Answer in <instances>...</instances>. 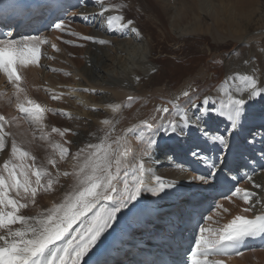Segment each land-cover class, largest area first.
<instances>
[{
	"label": "bare ground",
	"instance_id": "1",
	"mask_svg": "<svg viewBox=\"0 0 264 264\" xmlns=\"http://www.w3.org/2000/svg\"><path fill=\"white\" fill-rule=\"evenodd\" d=\"M124 1H126V0H124ZM190 1L191 0H183L184 3H182V6L180 8L178 4H177L178 6L172 4V3H175L174 0H160L161 3L160 2L159 3L161 5L160 6H159V4L157 5V2H156L155 6H154V7L158 8L160 10V12L157 11L156 8H154L155 9L154 12L157 11L158 13H160V14L163 13L164 15L170 14L171 15L170 17L173 19V21L171 19V21H172L171 29L176 34H181V33H184L185 31H187L188 26L184 27L183 22L185 20L192 19L194 17V19H195L194 23L199 28V29H197V28L195 29L193 27L195 29L194 31H199L200 33H202V35H204L205 39H206L207 33L211 34V36L213 38L221 37V34H220L221 33L220 32L221 25L219 24L218 16L221 15V13L223 11H221L220 9H217L216 4H214V3L206 4V2L208 0H205V5H206L205 7H207V9H205V8L204 9L208 10V13L202 11V9H203L202 5L204 4V2H203V4H199V2H196V4L198 5V8H199V14L198 15L196 14L197 16H195V14H191L189 12V11H191V9L189 10ZM136 4H138V3H136ZM172 6H175V7H172ZM146 7L149 8L150 6H146ZM169 8H172V9H169ZM143 9L144 8H142V10ZM228 11H226V12H228ZM244 11H247V10H244ZM132 12H134V11H132ZM188 12H189V14H187ZM158 13L157 14L153 13L152 16L157 19ZM78 14L82 17H83V15H86L85 17L82 18L85 25H87V21L89 20L88 16H90V15H94V14H96L98 16L102 15L104 18V21L101 20L99 25H97V23H96L95 27H91V28L87 29V30H89L88 33L91 35V37L95 38V42L92 40H89L90 43L88 42V44H86V45H88V47H87L85 53H83L84 51L81 50L82 58H81V55H78V54L76 57H74V56L71 57L72 56L71 55L69 59L67 58L68 63L74 65L75 71L77 70V72L79 73L78 75H82L83 78H85V80L88 81V83H89L88 85L91 87V88H89V91H88V98L92 103L100 105V103L110 101L111 97H112V95L94 93L95 88H97V89L100 88L103 90L111 88L115 92H119L121 90L123 93H125L126 89H128V90L133 89L130 86L131 84H135L136 87H138V88L135 87L137 89L136 91L146 92L149 90V91H151V92H149L151 94H156L157 92H159V94L157 93V95H162L163 97L169 98L170 97L169 92H172L176 95H179V97L184 96L183 93H184L185 89H183V88H185L188 84H189V86H192L193 84H195L197 82V81L193 82V78L189 77V78H185L182 85L178 84L180 81H175V84H173L175 86L172 85L173 87L169 88V89L167 88L168 84L165 83L166 85L165 84L161 85L162 71L158 72L159 75H157V76L150 74V71L152 70V68L154 66H156L152 63V59H151L152 58L151 55L153 53V46H151V43H149V41L145 39V36L143 34V30L140 29V26L137 22L135 23V25H133V24L127 23L124 19H121L119 22L113 21L112 23H109L110 11L105 9V8H103V10H102V8L98 4L97 0H94L92 3H89V1L84 2L82 4L81 9L79 11L75 12V15H78ZM151 14L152 13H150V15ZM137 15H139V14H137ZM191 15H194V16L191 17ZM167 16H169V15H167ZM231 16H232V14H231ZM233 17H235V16H233ZM245 17H246L245 19L240 20V22L242 23L241 26L240 27L238 26V28L235 30L239 36V37L235 36V40L239 41L240 39H242L241 41H243V42H240V45L238 47H236L234 50L229 51V52H225V53H228L227 56L222 55L219 57V54H217L218 57H216V55H215V57L217 59H219V61L221 60V57H223V60H221V64L224 63V65L223 64L221 65V69L218 70V73H216V74H219L222 71L225 72V74H223V75H225V78L227 79L225 82V86L228 88V91L226 92L223 101L218 103V98H213V99L210 98L211 99L210 104L207 105L208 107H216L219 109L222 104H226L228 102V99L230 96L232 98L239 97V96H235V93H238L235 91H239V92L245 94L248 98L249 93L252 91V89H251L249 82L241 79V77H251L252 79H254L256 81V89L258 91H260L262 93V95L256 97L255 99H249L248 103L242 109V115L244 113L251 114V113L255 112L256 110L264 109V105L261 106V104H264V48L262 46V45H264V29H263V26H258V27L255 26V29H254V25H253V22L255 24H261V25L264 23V12H259V13H256L255 15H247ZM229 18H231V17H229ZM153 21H154V19H153ZM153 21H151V22H153ZM245 21H248V22H246V24L243 25V22H245ZM240 22L238 21V23H240ZM160 23L163 26L162 21H160ZM199 25H201V26H199ZM117 29H125V31L130 36H128V35H126L124 37L120 36V32ZM114 30H116V31H114ZM203 32H206V33H203ZM234 34H235V32H234ZM60 37L61 36L59 35L58 38H60ZM185 37H186V35H185ZM225 38L221 37L220 39L222 40V42H224ZM60 40H62V39H60ZM85 40H88V39H85ZM101 40L105 41V43H100L99 41H101ZM178 41H181V39ZM182 41H184V40H182ZM55 44H56V39L51 40V44L49 45L51 50L55 49V47H53ZM231 44H234L233 46L236 45L235 43L232 42V40H230V41H228L227 44L226 43H220L219 45L216 44L215 47L217 46L220 48V47H225L226 45L231 46ZM257 46L263 48V51L258 52ZM65 47H66V45H65ZM65 47H61V51L63 50V52H64V50L66 49ZM186 49L187 48L184 46L181 47L180 48L181 54L184 53V56H182L180 53L179 54L177 53L176 57L184 58L183 60L181 59L182 61H184L185 59H189L190 54L196 53L195 48H191V47L189 48V51L191 52L190 54H188V51ZM70 50H71V48H70ZM201 50H203V49H201ZM72 51H73V49H72ZM64 53H66L65 56L68 54L67 51H65ZM215 57H213V58H215ZM173 59H175V57ZM46 60H47V58H46ZM167 63L172 64V61H171V63H169V62H167ZM47 64H51V66H53V67H51V69H55L56 65H58V63L55 62V66H54L52 61H49L45 65L47 66ZM40 69H41V64L37 63L35 66L34 72H32L30 74V78L32 80L37 81L38 78L40 80V78H41L40 76H42V74H43ZM210 71L212 72V74L215 73L214 72L215 70H209L208 69V71H207L205 68L199 69V75H200V73L206 74V73H209ZM184 72H185V70H184ZM204 75H203V77L201 76L203 80L205 79V76H206V75L205 76ZM219 76H220V74H219ZM45 77L48 78L47 75H44V78ZM152 77L155 81V87H154V83L151 82ZM157 77H158V79H157ZM225 78H217V82H219V80H222V79L225 80ZM166 80L167 79H165V78L163 79V81H166ZM171 80H172V78L169 77V81H171ZM210 80L211 81L208 84H210V83L212 84L213 79H210ZM126 82H128L127 85L125 87H123L122 84L126 83ZM167 82H168V80H167ZM171 82H173V81H171ZM236 82L240 83V87H238V89H236V85H237ZM79 84H84V85L86 84L87 85V83H85L81 79L79 80ZM177 84H178V86H176ZM205 84H206V82H205ZM116 85H119V86H116ZM16 87H18V85H16ZM222 88H224V87H222ZM222 88L219 85H216L213 88H210V92H211V94L214 92H217V94L221 93L223 95L224 92L222 91L223 90ZM203 93L205 96L206 92L203 91ZM17 94L20 96H24V93L20 90L17 92ZM207 96H210V95H207ZM152 99L155 102V104L152 105V110L157 111V109H159V108L168 107L169 110L171 111L172 107H171L170 103H167V101L166 102L160 101L157 98H152ZM158 102H160V103H158ZM146 105L149 107V105H151V104L148 103ZM62 106L64 107L65 105L62 103ZM207 106H205V108ZM191 109L195 110L196 108H192L190 106L188 111L182 110L181 108H177L175 111V116H174L175 124L176 125L181 124L182 126H184V119H185V117H187L188 118V126L186 127V130L192 129V130L198 131L197 129L201 125V123L198 120L192 118L193 115H197V114L192 112ZM156 113H159V115H160L159 120L161 121V123H163L165 125V127L168 126L169 122H173L172 119L168 116L169 113L168 114H163L160 112H156ZM94 114H97V113H94ZM215 115L217 116V114H211V116L207 117L206 119L209 120L210 123H212L213 122L212 117ZM200 116H202V115H200ZM146 118L147 117H144V119L141 118V120L138 119V120H136V122L142 123V126H143L144 122H150L152 119L151 117H149V119H146ZM225 120H226V118L221 119V121H225ZM60 121H62V120H60ZM66 122H67V120H66ZM26 124H27L26 121L21 123V125H23L24 127L26 126ZM231 124L233 127L234 122H232ZM85 125L86 124L80 123L79 121H73L69 125L76 132L75 138H74L75 141L76 142L82 141V143L78 144L79 146L75 147L74 150H71V142L73 141V139H72L73 137L71 135L61 136L63 143L71 150L72 154L78 153L79 149L81 151V148H79V147L87 146V141L85 140V138L88 134V131L93 129V128H90V129L84 128ZM137 126H136V128H137ZM60 127H61V125H60ZM37 128H39V127H37ZM25 129L26 130L29 129L28 125L25 127ZM57 129H59V128H57ZM31 130H32V128H31ZM39 130H41V129H39ZM55 133H56V130H55ZM252 135L255 136V132H253ZM67 136L69 138H67ZM32 140H35V139L33 138ZM43 142H45V141H43ZM142 161L149 168L154 167V164L151 163L147 158L142 160ZM25 172L28 175L33 176L32 172L30 170L25 169ZM169 176H171V175L169 174ZM259 182L262 183L264 186V175L259 177ZM11 191H12L13 195L14 194L16 195V197L19 194L18 192L14 191V190H11ZM122 193H123V191L118 193L117 197L119 199L121 198ZM158 193H159V195L161 194L160 191H158ZM24 195H27V193H25ZM50 213H54V212L48 210L45 212L38 213V215L34 217L33 223L31 225L27 226L26 229H28L30 227H35V225H37V224L39 225V221L46 219L49 215H51ZM11 226L13 228V229L11 228L12 230H14V231L17 230L15 225L11 224ZM18 230H21L20 226L18 227ZM6 231H7V229H0V235H4ZM29 235H30V233H29ZM72 236H74V232H73ZM2 244H3V242L0 241V245H2ZM255 255H257L258 257H264V251L257 252V253H255ZM249 258H250V256L243 255V257L241 259H239L238 261L241 264H247V260H249Z\"/></svg>",
	"mask_w": 264,
	"mask_h": 264
},
{
	"label": "snow or ice",
	"instance_id": "2",
	"mask_svg": "<svg viewBox=\"0 0 264 264\" xmlns=\"http://www.w3.org/2000/svg\"><path fill=\"white\" fill-rule=\"evenodd\" d=\"M120 16H114L109 18V23L113 21L119 22ZM131 23V22H129ZM56 28H61V24L57 23ZM25 39H32L27 37ZM84 39L92 40L95 42L94 37H84ZM100 43H105L101 40ZM38 49L29 47L17 46L15 40L0 41V69L7 74L9 80L19 81L20 76L17 74V65L28 63L30 58H35ZM241 79L249 82L252 91L249 93L248 98H232L228 99L226 104H222L220 108L205 106L210 104V98L206 97L202 105H196L189 99L188 103L192 108H196L198 113L207 111L211 114H219L226 116L230 121L235 122L236 118L242 115L243 107L248 103L249 99H255L261 96L262 93L256 89V81L251 77H241ZM185 97H189L188 92H184ZM25 114H31L35 119L39 120L41 113L44 111L39 104L33 105V107H21L20 109ZM168 107L157 109V112L168 114ZM197 119H202L201 116H197ZM155 119V117L153 118ZM3 120V117H0ZM184 126H188V118L184 119ZM144 127L152 131L151 143L155 145V133L163 130L166 134L176 131L177 125L175 122H169L165 127L163 123L158 128H154L152 123L144 122ZM182 130V129H181ZM220 142L224 144V138H220ZM226 146V145H225ZM15 151V148L13 149ZM26 155V153H22ZM98 159L95 161L93 171L99 172L100 175H92L87 178L90 186L81 191L78 196L75 197V202L72 200L66 202L61 209L56 210L53 215H49L46 219L39 221V227H30L25 230H12L9 225L21 222L27 223V219L24 216H17L14 213H7L0 215V229H7L4 235H0V241L3 242L0 245V264H81L85 261V257L96 247L101 237L104 236L109 230L113 228L118 221V216L123 210L128 209L135 201H137L142 194V191H152L154 193L158 191H164L165 188H174V184L160 183L158 189H152L143 187L142 180H136L134 186H129L127 179L124 180V188L121 198L112 203L111 207L103 211V214H95L92 218V222L87 225L82 231H76L73 225L77 221L81 220V217L85 213L90 212L98 201L101 199L105 201H112L113 196L110 193L117 191L114 181H116L120 175L121 159L116 158L115 163L117 165L115 174L112 172V161L109 159L107 152L101 151L97 154ZM215 167V165H213ZM143 170V164L140 166ZM12 175V182L7 185L8 189L15 187L19 189L23 187L25 192L29 191L27 180L21 184L15 176ZM159 181L160 177H156ZM39 183V180H37ZM5 181L0 178V188H4ZM100 189V191H98ZM32 194L35 196V189H32ZM254 194L246 193L243 197L246 201ZM8 196V191H0V204L11 205L13 208L17 207V202L13 199H5ZM21 204L19 207H24ZM248 211V209H245ZM71 232H75L74 236ZM30 233V235H29ZM257 233L264 234V216H257L255 219H247L241 216H237L224 232L222 239L226 240H241L247 236H254ZM66 240V243L62 246H57V242ZM221 240H217L213 243L212 249L220 251L217 245L221 244ZM205 257L203 260L195 259L197 253H191V260L189 264H209L206 257L211 254L209 249L199 253ZM218 264V262H216Z\"/></svg>",
	"mask_w": 264,
	"mask_h": 264
},
{
	"label": "rangeland",
	"instance_id": "3",
	"mask_svg": "<svg viewBox=\"0 0 264 264\" xmlns=\"http://www.w3.org/2000/svg\"><path fill=\"white\" fill-rule=\"evenodd\" d=\"M130 1H131V5H130L131 6V10L134 11L132 13L130 11V16L131 15L132 16L135 15V17L137 16L139 18L138 19L136 17V22L139 24L140 29L143 30V34L145 36V39L148 40L149 43H151V46H153V53H152L153 56L151 55V57H152L151 59H152V63L154 65H156V66L153 65L154 67L150 71V74H153L154 76L155 75L157 76V75H159L158 72L162 71V74H161V85H163L165 83L168 84L167 85V88L168 89L169 88H172L173 86H175V85H173V84H175V81H180L181 83L179 82L178 84L179 85H182V83L185 80V78H189V77L193 78V82L198 81V82L204 83V84L206 82V84L208 86L212 87V84L211 83L208 84L211 81L210 79H213V81H214V80H216V78H220V77L223 76V74H225L224 71H222L221 73H219L220 76H219V74H216V73H218V70L221 69V65L222 64L224 65V63L221 64V60H223V57H221V60L219 61V59L216 58V57H218L217 54H219V57L222 56V55L223 56H227L228 53H225V52H229V51L234 50L236 47H238L240 45V42H243V41H241L242 39H240L239 41H236L235 40V36L236 37H239L235 30L238 28V26L239 27L241 26L242 23L240 22V20L245 19L246 18L245 16H247V15H255L256 13L264 12V0H225V1L224 0L223 1L222 0H208L206 2V4H212V3H214V4H216L217 9H220L221 11H223L221 13V15L218 16V18H219V24L221 25V29L219 28L220 29V32H221L220 33L221 34V37L222 38H225L226 37L224 39V42H222V40L220 39L221 37L213 38L211 36V34H208L207 33L206 34V39H205L204 38V35H202V33H200L199 31H194L196 28L199 29L196 26V24L194 23L195 22L194 17L192 19H188V20H185L183 22L184 27L185 26H188V30L187 31H185L184 33H181V34H176L171 29V23L173 21V19L170 17L171 15L170 14H167V15H169V16H167V15H164L163 13L160 14V13L157 12V11L160 12V10L158 8L154 7L155 4H156V2H157V5L158 4H159V6L161 5L160 4L161 3L160 0H158V1L157 0H153V1L152 0H130ZM174 1H175V3H172V4H174V5H177L178 4L180 8L182 6V3H184L183 0H174ZM192 1L193 0L190 1V7H189V10L191 9V11H189L191 14H195V16H197L199 14V8H198V5L196 4V2H199V4H203V2H204V4H203L204 6L202 5V7H203L202 11L208 13V10H205V9H207V7H205L206 6L205 5V0L204 1L203 0H201V1L200 0H198V1L197 0H194L193 2ZM136 3H138V4H136ZM146 6H150L149 7L150 9L148 7H146ZM172 7H175V6H172ZM142 8H144V9L142 10ZM154 8H156V10H157L156 12H154L155 11ZM169 9H172V8H169ZM244 10H247V11H244ZM226 11H228V12H226ZM189 12L187 14H189ZM150 13H152V14L150 15ZM153 13H156V14L158 13L157 17L159 19L158 18L156 19L155 17H153L152 16ZM137 14H139L140 16L137 15ZM231 14H232V16H231ZM192 16H194V15H191V17ZM233 16H235V17H233ZM229 17H231V18H229ZM153 19H154V21H153ZM171 19H172V21H171ZM81 21H83L82 18H81ZM151 21H153V22H151ZM160 21H162L163 26L161 25ZM238 21L240 23H238ZM246 22H248V21L243 22V25L246 24ZM59 24H61V26H63V25L68 24V22L67 21L60 22ZM84 25H85V23H84ZM253 25H254V29H255V26L256 27L263 26V29H264V23L261 25V24H255L253 22ZM199 26H201V25H199ZM71 27L73 29L76 28V27H78V23L77 22L76 23H73L71 25ZM65 30L70 32V29H65ZM52 31L54 33L48 34V38H49L48 49H49L50 52L52 51L51 48L49 47V45L51 44V40L56 39V44L53 46V47H55L56 50L55 49H53V50L54 51H57L58 53H55L56 57H53L52 56V59L50 60V61L53 62V65L55 66V62H57V63H59V62L60 63L66 62L65 60L62 59L64 57L63 55H65L66 53H64L63 50L61 51V47H65L66 44L62 41L63 39H65V37L62 36L61 32H58L57 31V28L56 27ZM88 31L89 30H87V27H84L82 29H79V32H83V34L85 36L91 37V35L88 33ZM234 32H235V34H234ZM203 33H206V32H203ZM58 34L61 36L60 38H58V36H59ZM185 35H186V37H185ZM60 39H62V40H60ZM180 39H181V41H178ZM182 40H184V41H182ZM230 40H232V42L235 43L236 45L233 46L234 44H231V46L230 45H226L225 47H220V48L217 47V46L215 47L216 44L217 45H219L220 43H226L227 44L228 41H230ZM88 42H89V40H86L85 43L88 44ZM183 46L187 48L186 50L188 51V54L191 53L189 51V48L190 47L191 48H195V52H196L194 54H190L189 59H185L184 61H182L184 58L176 57L177 56V53L178 54L179 53L181 54L180 48L183 47ZM262 46L264 48V45H262ZM87 47H88V45H85L83 47L84 48V49H82V51H84L83 53H85ZM70 48H71V51H72L73 46L70 47ZM263 48L257 46V51L258 52H262L263 51ZM201 49H203V50H201ZM73 54H74V56L77 55V54L78 55H81V49L73 50ZM181 55L184 56V53H182ZM215 55H216V57H215ZM68 56L70 57L71 55H68ZM71 57H73V56H71ZM174 57H175V59H173ZM213 57H215L216 59L213 58ZM81 58H82V55H81ZM44 60H46V58H44V59L43 58H40L39 59V61H44ZM171 61H172V64H168L167 63V62L171 63ZM175 62L176 63L178 62V63L176 64ZM44 66H45V64H42L41 63V69L40 70H41L42 73H45V67ZM64 66H66V65H64ZM67 67H69V66H67ZM71 67H72L73 70H75L74 65L71 64ZM204 68L207 71H208V69L209 70H215L214 71L215 73L212 74V72L210 71L209 73H206V74L204 73L206 76L204 74H201V73L199 75V69H204ZM184 70H185V72H184ZM54 71H55V69H51L49 73L52 74V72H54ZM78 74L79 73L77 72V70L75 71V75H74L73 72H70V74H69V80H71L74 85L71 84L72 82H70L69 80H67V83L63 87L64 93L61 95V97H62V100L64 101V103L66 104L64 106L67 109V113L66 114H70L72 116L75 113V111L79 112L80 114L83 112V115H85L87 117L84 118V119L75 118L74 117V121H79L80 123L86 124L84 128L90 129V128H93L94 121L100 115L99 114H94V113H96V110H91L90 112H87L84 109L87 108L86 106L89 105V104L90 105H93V106H98V104H94V103H92L89 100V98H88L89 87H87V86H89L88 85L89 83H88L87 80H85V78L83 79V76L82 75H78ZM45 75H47V74H45ZM203 75L205 76V79L204 80L202 79ZM47 76H48V78L47 77H45V78L43 77V78L49 80V77H51V76L50 75H47ZM169 77L172 78L171 81H173V82L169 81ZM164 78L167 79L168 82H167V80L166 81H163ZM80 79L83 80L85 83H87V85L86 84L85 85L84 84H79V80ZM157 79H158V77H157ZM51 80L52 81H55L56 80L57 83L63 81V80H57V78H55V77L51 78ZM151 82L154 83V87H155V81H154L153 77L151 79ZM178 84L176 86H178ZM195 84H193L192 86H189V89L192 90V88L194 86L195 87L197 86L198 89L200 88L197 85V82ZM16 85L17 84H15V86ZM60 85L61 84H59V86ZM75 85H78L79 87H82L83 89L82 88H79V87H76ZM134 85L135 84H131L130 85L131 88H133L131 90H135L136 91L137 90L136 88H138V87H136V85H135V87H136L135 88ZM59 86L54 87L55 96H58L59 93H60V90L61 89L59 88ZM116 86H119V85H116ZM3 90H4V87L1 89V91H3ZM105 91H109V92H107V95H112L111 99L114 97V98H117L116 100H119L120 98H123L124 99L125 96H127V94L126 93H123L121 90L119 92H115L111 88H108ZM56 92H59L58 95H56ZM68 92H69L70 95L67 94ZM110 92H111V94H110ZM126 92L128 93V89H126ZM149 92H151V91L148 90V91L142 92V93L145 94V93H149ZM184 92H187V91L184 90ZM204 92H206V91H204ZM157 93L159 94V92H157ZM147 95H150V94H147ZM221 98H223V97L221 96ZM62 100H61V98L58 97V100L57 101L59 102L60 105H62V103H63ZM149 104H151V105H149V107L146 104L144 105L145 107L144 106L141 107L143 109V112L148 115L147 118L153 116L155 114V112H157L156 110H152V105H154L155 102L154 101H152V102L150 101ZM67 105H71L73 107V109H69L67 107ZM137 106H138V104H136V108L134 109V111H132V113L130 114V117L128 119H126L124 117H121V116H120L121 118L120 117L117 118V122H118L117 123V126L120 128V130H121V127H123L124 125H127L128 127H130L131 125L135 124V121L131 118L132 116H135V115L141 116L142 111H139V113H138L137 112ZM186 106H188V105L186 104ZM79 109H81V110H79ZM144 113H143V115H144ZM56 118L57 117H54L53 120H50L49 119L50 121L47 120V123L48 122L55 121ZM21 119H24V118L21 117L19 119L20 123H23L25 120H21ZM93 119H94V121H93ZM60 120H62V121H60ZM60 120H57L58 122H53L54 123V126L52 127V130L54 131L53 135H56V134L60 133V131H59L60 128H61L60 125H65L66 124L67 126H69L70 123H71L66 118H63V119H60ZM66 120H67V122H66ZM96 124H97V122H95V125ZM26 126H27V124H26ZM47 128L45 129V131H50V128H48V129ZM57 128H59V129H57ZM55 130H56V133H55ZM53 135L52 134H48V136L46 138H44L45 137L44 136L42 138V140L44 139V141H45V142H43V144L47 145V139L49 137H52ZM71 136L73 137L72 138L73 141L71 142V150H74V148H75L74 147V143L80 144V143H82V141L81 142L80 141H78V142L75 141V139H74L75 138V133H74V135H71ZM67 138H69V137L67 136ZM34 151H36V149ZM24 194L25 193H22L23 196H24ZM27 195H29V194L27 193ZM13 196H16V195L15 194L13 195L12 193H10V195H9L10 199H13V200L16 201V198L13 197ZM43 201L48 202L49 205H52L51 202H50L51 199L49 197H44L43 198ZM8 209H10L9 211L11 213H13V209H12V206L11 205H8ZM38 213H41V212H38ZM38 213L31 214V215L24 214V217L28 218L27 219V223H21V224L13 223V225L16 226L17 230H18V227L19 226H20L21 230H24V229L27 228V226H29V225H31L33 223L34 217L37 216ZM1 214L4 215V213H1ZM50 214L53 215L54 213H50ZM9 227L12 228L11 225H9ZM35 227H39V225L37 224V225H35ZM73 228L76 229V231H79V228L78 227L73 226ZM72 234H73V232H71V235L68 238H70L72 236ZM74 235H75V232H74ZM253 253H254V257H256V259L258 260L257 264H264V257H258L257 255H255V252H253ZM246 256H250V254H246ZM250 260H251V257L249 258V260H247V262L250 261Z\"/></svg>",
	"mask_w": 264,
	"mask_h": 264
}]
</instances>
